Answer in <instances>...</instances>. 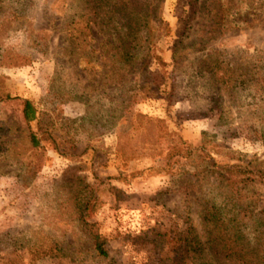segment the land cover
Returning <instances> with one entry per match:
<instances>
[{"label": "rangeland", "instance_id": "obj_1", "mask_svg": "<svg viewBox=\"0 0 264 264\" xmlns=\"http://www.w3.org/2000/svg\"><path fill=\"white\" fill-rule=\"evenodd\" d=\"M95 1L0 0V81L11 96L0 100V264L178 262L187 229L207 230L205 209L224 207L227 189L197 160L168 173L173 135L192 145L210 141L225 161L230 154L264 161V0H225L230 20L239 23L216 37L204 35V0L182 17L178 0H107L99 17L91 14L98 39L87 46L73 22ZM123 5L148 13L138 43L151 36L169 64L159 89L150 74L159 67L141 61L148 49L128 50L140 65L116 59V31L129 23L132 41L139 25L120 12ZM174 57L181 61L175 71ZM26 100L51 116L67 154L45 142L48 161L35 179L25 175ZM135 114L159 123L142 127ZM31 126L38 129V122ZM89 185L96 207L83 218ZM243 195L242 207L252 204L253 215L264 219V184ZM88 220L106 238L108 257L94 251ZM218 259L228 262L222 250Z\"/></svg>", "mask_w": 264, "mask_h": 264}, {"label": "trees", "instance_id": "obj_2", "mask_svg": "<svg viewBox=\"0 0 264 264\" xmlns=\"http://www.w3.org/2000/svg\"><path fill=\"white\" fill-rule=\"evenodd\" d=\"M103 2L108 3L107 0L95 1L93 7L91 6L88 10V13L81 14L73 22V24L79 26L77 27L78 39H81L82 43H86L87 46H91V42H96L98 39L92 27L91 14L99 17L100 13L97 11V8H102L101 3ZM198 4H200V0H178L177 14L179 17H182L186 13L187 7H197ZM117 7L118 4H115L116 11H119L120 9ZM121 7L122 10L120 12H124V15L129 18L135 17L136 24L142 23L148 17V13H145L142 9L139 10L137 8L129 11L126 5ZM254 9L252 4L249 5L248 11L255 12ZM202 10L207 22V26H205L207 27V31H204V35L206 36L216 37L217 35H221L235 24L234 21L230 20V17H234L231 14L233 9L226 4L225 0H204ZM157 23L159 30L165 29L162 19L158 18ZM238 23L236 22L235 26ZM143 30V25L139 24L136 26L134 37L136 36L137 38L133 39L132 42L133 30L130 24H122L121 28L116 31V40L120 41V52L115 56L123 66L140 65L139 58L130 54L128 50L135 46L148 49L149 53L143 56L141 61L149 65L156 63L159 67L157 71L150 72L154 76L151 84L159 89L161 86L159 81L163 76L168 74L167 68L169 64L158 53L157 46L152 44L151 36L146 37L144 43H138V37ZM126 39L131 42L130 46L126 45ZM102 43H104V40ZM111 45L114 46V44ZM3 58H10V54L5 53ZM15 59H20V57L17 56ZM12 61H15V65H26L25 63L16 62V60ZM180 62L179 59L174 57V71L180 66ZM147 69L145 67L144 70L147 71ZM209 71L212 74V78H216V70L209 69ZM173 91L174 89L169 93L171 94ZM10 99L11 96L6 93L0 81V100L7 102ZM88 114L87 116H89ZM133 116L142 127L146 126V124L159 123L157 120L142 114H135ZM24 118L28 127L26 139L28 144V163L25 175L31 179H35L48 161V150L44 145L45 142H51L57 152L63 155L67 154L62 149L58 142V137L53 132L54 124H51L50 115L38 112L32 102L26 100ZM33 122H38V129L34 130L32 128ZM173 136L176 138L166 146L165 150L168 157L167 172L171 174L181 172L182 161L197 160L200 163H204L207 169L210 170L208 172L216 174L218 178L222 179L227 189V196L225 197L227 203H225L224 207L214 204L205 209L203 221L207 230L199 231L194 227H189L185 233L183 257L178 262L172 264H224L218 259L221 250L228 260L226 264H264V219H259L253 215L252 204L242 207L241 203L246 197L243 195V192L251 184H264V161L260 162L259 160L247 159L246 157L243 159V156L234 157L231 154L228 156L229 160L225 161L220 158V154H224V151L219 146L213 145L210 141H202L197 145H192L181 136ZM203 173L201 171L200 175ZM89 187V191L87 189L85 193L84 201L81 202L83 204V218H91V214L96 207V190L90 185ZM87 227L94 241V251L101 257H108L106 249L107 241L100 232L98 224L88 220ZM248 236H253V243L249 240ZM217 241H220V243L215 245ZM51 251L53 252L54 249Z\"/></svg>", "mask_w": 264, "mask_h": 264}]
</instances>
